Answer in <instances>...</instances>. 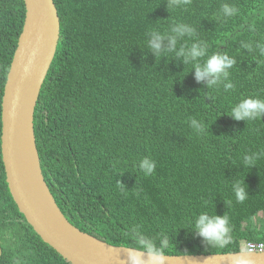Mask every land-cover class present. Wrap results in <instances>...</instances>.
<instances>
[{
    "label": "trees",
    "instance_id": "obj_1",
    "mask_svg": "<svg viewBox=\"0 0 264 264\" xmlns=\"http://www.w3.org/2000/svg\"><path fill=\"white\" fill-rule=\"evenodd\" d=\"M54 1L61 37L36 108L35 134L44 177L67 219L114 246L146 250L139 233L157 247L167 235L163 254L171 256L237 253L244 242H263L264 118L237 120L231 109L248 97L264 99L258 46L264 45V0H191L181 7H169V0ZM225 3L238 14L223 16ZM0 15L1 115L24 1L0 0ZM174 23L192 25L195 36H178L173 51L157 56L147 46L149 34H169ZM193 42L207 43L208 55L235 57L232 89L197 81L193 64L177 55ZM192 119L203 122V133ZM1 134L0 119V179L9 197V210L0 206V230L9 236L4 264H70L12 200ZM253 153L259 158L246 166L244 156ZM145 157L156 162L150 176L139 170ZM237 180L246 188L243 202L232 189ZM202 212L229 217L227 245L213 246L194 230Z\"/></svg>",
    "mask_w": 264,
    "mask_h": 264
},
{
    "label": "water",
    "instance_id": "obj_2",
    "mask_svg": "<svg viewBox=\"0 0 264 264\" xmlns=\"http://www.w3.org/2000/svg\"><path fill=\"white\" fill-rule=\"evenodd\" d=\"M26 19L3 101L2 154L20 212L40 238L71 264H264V253L163 255L111 245L73 226L57 205L41 169L35 108L57 54L61 21L54 0H24ZM1 253V248H0Z\"/></svg>",
    "mask_w": 264,
    "mask_h": 264
},
{
    "label": "clouds",
    "instance_id": "obj_3",
    "mask_svg": "<svg viewBox=\"0 0 264 264\" xmlns=\"http://www.w3.org/2000/svg\"><path fill=\"white\" fill-rule=\"evenodd\" d=\"M190 2H191V0H169V7H181L183 5L189 4ZM25 8H26V6H25ZM57 10H58V8H57ZM238 11L239 10L237 7L230 6L227 3L223 4L221 7V12H222L223 16H225V17H233L236 14H238ZM0 17H2V16L0 15ZM172 33H175V35H172ZM149 35H150V38L148 40L147 46L151 50H153L157 54V56H160L164 53H167V52L174 50V48L177 44V37L178 36L183 37V36L187 35L189 37H194L195 36V29L192 25H189L186 23H174L169 34H162L160 32L153 31ZM60 37H61V35H60ZM164 40L169 41V48L168 49L163 48V41ZM59 42H60V40H59ZM18 43H19V41H18ZM258 46L260 47L261 54L264 55V45H258ZM244 47L249 48L251 50L252 45H251V43H246V44H244ZM17 48H18V46H17ZM177 55L183 56L185 58L184 62L186 64H188V63L193 64V68L195 69V76H196L197 81L207 80L208 86L210 88L213 86H218V85L222 84L225 91H228L234 87L233 83L229 80V76H230L229 70L236 64L235 57H230L227 53H221V52H215L211 55H208L207 43H198V42H193L190 47H183L182 46L180 48L179 52L177 53ZM14 56H15V54H14ZM205 57H206V59H205L204 63L203 64L199 63V61ZM13 60H14V57H13ZM0 61L1 62L3 61V53L1 50H0ZM12 63H13V61H12ZM12 63H11V66H10V69H9V72L7 75V79L5 82V86H4L3 101H4L5 89H6V85H7V81H8V76H9L10 71H11ZM4 73H5V65L3 63H1L0 77ZM45 81H46V79H45ZM43 86H44V84H43ZM43 86H42V89H43ZM42 89H41V92H42ZM41 92H40V95H41ZM40 95H39V99H40ZM39 99H38V101H39ZM3 101H2V113L0 115V119L2 122V135H3V119H2ZM38 101H37V105H38ZM37 105H36V108H37ZM36 108H35V115H36ZM231 116L237 120H245L247 122L248 121H255V120L264 118V99L259 98V97H248L246 99H243L238 104H236L235 106L232 107ZM34 124H35V116H34ZM190 125L194 130H196L197 133H203L205 131L204 124L201 121H198L196 119H192L190 122ZM38 152H39V150H38ZM259 155L260 154H258V153L246 154L243 158L245 165L246 166L254 165L255 161L259 158ZM2 161H3V154H2ZM40 161H41V159H40ZM3 164H4V162H3ZM4 168H5V165H4ZM41 169H42V164H41ZM155 169H156V162L154 160L148 158V157L143 158L139 162V170L142 171L145 176L152 175L154 173ZM5 173H6V170H5ZM42 173H43V170H42ZM43 176H44V173H43ZM5 180H6V184H7L9 194L11 195L9 185L7 183V175H6ZM45 181H46V179H45ZM48 187H49V185H48ZM232 189H233V192H234L235 197H236L238 202H243L246 199V197H247L246 188L240 183L239 180H237L234 184H232ZM50 191H51V189H50ZM51 193H52V191H51ZM53 196H54V194H53ZM11 197H12V200H14L12 195H11ZM54 198H55V196H54ZM5 199L6 198L4 197V195L1 194L0 195V206H1V210L3 213L5 211L9 210L7 208V204H6ZM55 200H56V198H55ZM57 205H58V203H57ZM58 207H59V205H58ZM60 210H61V208H60ZM73 226H75V225H73ZM193 227H194V230L196 232H198V234L201 237H203L209 244H211L213 246L224 247L231 240L230 220H229V217L227 215L221 217V216H217V215H210L208 212H202L195 218ZM138 239H142V242L140 243V245H141V247L145 248L146 250H142V249H138V248H134V249H138V250H142V251L150 253L152 256V259L163 260V255H166V254H163V250H164V248H166L168 246V243H169L167 235H164L161 238L159 247L156 246V243L154 240H152L151 238L145 237L141 233H139ZM124 247H127V246H124ZM128 248H133V247H128ZM240 252L264 253V241L261 243H253V242H246L245 243L244 242ZM168 256H171V255H168Z\"/></svg>",
    "mask_w": 264,
    "mask_h": 264
},
{
    "label": "flooded vegetation",
    "instance_id": "obj_4",
    "mask_svg": "<svg viewBox=\"0 0 264 264\" xmlns=\"http://www.w3.org/2000/svg\"><path fill=\"white\" fill-rule=\"evenodd\" d=\"M1 151H2V134H1ZM5 182H6V180H5ZM0 193L2 195H4V197L6 199H9V197L7 195L6 187H5L4 183L1 181V179H0ZM6 232L7 231L0 230V247H1L0 264H4V262L7 261V258H6L5 254H4L5 248H6V244L4 245V242H3V240L8 239V237H9Z\"/></svg>",
    "mask_w": 264,
    "mask_h": 264
},
{
    "label": "rangeland",
    "instance_id": "obj_5",
    "mask_svg": "<svg viewBox=\"0 0 264 264\" xmlns=\"http://www.w3.org/2000/svg\"><path fill=\"white\" fill-rule=\"evenodd\" d=\"M3 242H4V245L7 244V240H3Z\"/></svg>",
    "mask_w": 264,
    "mask_h": 264
}]
</instances>
